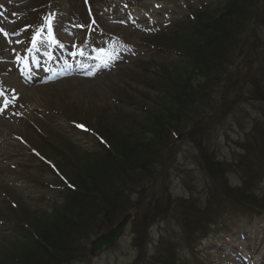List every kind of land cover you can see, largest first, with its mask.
Segmentation results:
<instances>
[{
  "label": "rangeland",
  "instance_id": "374dc122",
  "mask_svg": "<svg viewBox=\"0 0 264 264\" xmlns=\"http://www.w3.org/2000/svg\"><path fill=\"white\" fill-rule=\"evenodd\" d=\"M36 1H39V5L40 0H0L3 6L0 7V28L10 34L5 36L0 32V214L8 213L10 205L15 203L26 215L33 213L32 218L40 221L44 212L50 213L54 205H61L63 200L59 191L47 186L48 183L56 184L59 178L32 154V149L38 150L61 172L65 147L70 142L79 153L101 149L94 136L80 130L70 120L81 124L86 122L92 129L100 128L110 137L108 141L111 144L115 138H124L123 143H126L128 135H139V124L146 122L148 111L158 113L172 101L168 93L166 95L162 91L163 82L170 75L160 70L157 63L169 57L179 63L176 68L182 74L185 72L184 63L174 51H165L161 55L141 41L160 39L164 47L172 49L171 39L193 36V43L204 40H199L194 35L198 32L194 30L179 35L173 29L191 19L190 12L185 11L182 2L93 0L96 11H104L101 13L102 18L97 20L105 32L93 29L86 38L88 43L78 48L86 30L77 16L88 22L84 6L78 0H54L56 9L51 15L53 30L62 47L53 43H38L36 47L30 48L27 44L29 40L23 37L25 25L21 18L26 5ZM193 1V8H199V0ZM109 2L111 9L105 6ZM21 10L22 14L19 15ZM35 14L33 21L38 22V12ZM192 14L196 17L197 13ZM45 23L47 27V20ZM139 26L142 30H138ZM141 31H145V34ZM250 36L251 33H246L239 41V44L247 43L242 47L243 55L238 57L231 69V73L242 83L239 89L235 91L233 88L228 95L235 109L223 119V124L216 125L210 135L209 148L217 149L223 161L234 160L235 152H240V144L245 141L253 125L262 132L258 124H264V104L262 107L256 95L251 93V88L243 85V68L249 67V63L257 67L258 64L264 66L261 42ZM44 38L47 39V34ZM198 45L189 46V49L194 52ZM168 69L169 72H176L172 66ZM184 77H187V81L197 78L195 72L190 70L183 76H172L164 88L170 87L171 81L181 83ZM147 82L155 87L147 86ZM181 91L182 88H178V92ZM171 92L176 93V90L171 89ZM197 100L196 108L200 109L199 116H202L205 103ZM223 110L226 112V109ZM221 116L222 113L216 117L218 121ZM53 131L57 134L52 138L49 132ZM179 136L183 137L178 139L177 136L173 150L167 151L175 154L174 158L166 160L162 169L169 174L168 182L154 184L151 194L156 200L168 195L174 201L194 200L191 202L193 205L206 208L211 190L208 191V188H211L212 181L207 180L197 162L199 152L189 141L188 129ZM149 137L150 131L146 134V138ZM53 142L65 147L57 144L61 150ZM76 149L73 148V151L79 154ZM67 155L70 154L67 152ZM189 170L192 173L189 174ZM230 179L233 183L238 180L232 176ZM205 201L206 204H202ZM216 204L214 202L212 206ZM153 206L152 210L156 209ZM218 208L224 227L212 239L205 237L195 244L205 256V262L196 258L200 264H264V215H255L249 219L250 222H246L243 216L222 213L223 206L218 205ZM132 214V220L116 250L85 260L79 259L76 263L134 264L139 252L134 246L138 230L135 221L139 219L140 213L132 210ZM153 217L155 221L148 229L145 244V250L149 253L154 252L158 241L169 242L171 235H184L181 215L175 210ZM4 220L8 222L7 225L0 224V261L6 262V257L13 255L8 252L15 251L16 245H20L24 239L12 220ZM185 250L186 247L183 248V254L189 257Z\"/></svg>",
  "mask_w": 264,
  "mask_h": 264
},
{
  "label": "trees",
  "instance_id": "16d2710c",
  "mask_svg": "<svg viewBox=\"0 0 264 264\" xmlns=\"http://www.w3.org/2000/svg\"><path fill=\"white\" fill-rule=\"evenodd\" d=\"M185 2L191 19L173 29L179 35L194 30L198 32L194 35L203 42H191L193 36L182 37L184 41L169 39L173 43L172 50L164 47L160 39L144 41L161 55L165 51H174L184 63L183 74L176 68L179 63L169 57L157 63L160 70L170 75L163 82L162 91L172 98L171 103L158 113L148 111L146 122L139 124L140 134L128 135L126 143H123L124 138L114 137L111 144L104 131L93 127L101 149L79 153L72 142L62 146L65 147L64 163L54 186L63 203L54 205L50 213L44 212L40 221L32 218L33 213L26 215L12 205L8 213L0 214L2 221H13L24 239L16 245L15 251L8 252L13 255L7 256L8 260H2L0 264H77L79 259L90 257L89 244L94 238L116 226L132 210L140 213L135 221L138 230L134 246L139 252L134 264H200L197 257L206 260L195 244L224 227L218 205L223 206L222 213L241 215L246 222L258 212L264 214V124H258L262 132L252 126L232 161L221 160L218 150L209 148L210 135L216 125L223 124L235 109L228 99L229 93L242 86L231 73L247 43L239 44V41L246 33H251L250 38L260 40L261 49H264V0H199L200 7L196 9L191 6V0ZM47 5L48 0H40L38 6L31 4L29 7L44 12ZM192 13H197L196 17ZM197 44L192 52L189 46ZM249 65L242 71L243 85L251 88V93L262 106L264 66ZM169 66L176 72H169ZM190 70L195 72L196 79L187 81L184 77L185 82L181 79L183 85L171 81V86L164 88L172 76H183ZM146 85L155 87L148 82ZM178 88H182L180 93ZM171 89L176 93H169ZM196 100L205 103L206 113L203 110L202 116H199ZM221 113L218 121L216 117ZM233 116L236 117L234 112ZM103 127L108 129L106 125ZM185 129H188L189 141L199 152L197 162L201 170L207 180L212 181L206 208L193 205L194 200L174 201L169 195L156 200L151 194L154 184L168 182L169 174L162 169L166 160L173 159L175 154L167 151L173 150L176 137ZM148 131L150 137L146 138ZM188 173L192 172L189 170ZM231 176L238 178L236 183L231 182ZM155 194L159 195V192L155 191ZM214 202L217 204L212 206ZM152 206L156 209L152 210ZM172 210L181 215L184 235H171L169 242L160 240L153 253L147 252L145 244L148 229L155 221L153 216ZM185 247L189 257L183 254Z\"/></svg>",
  "mask_w": 264,
  "mask_h": 264
},
{
  "label": "water",
  "instance_id": "95a60500",
  "mask_svg": "<svg viewBox=\"0 0 264 264\" xmlns=\"http://www.w3.org/2000/svg\"><path fill=\"white\" fill-rule=\"evenodd\" d=\"M131 215H128L118 226L111 229L109 233L102 235L92 242L91 254L98 256L106 250L116 249L118 241L123 235Z\"/></svg>",
  "mask_w": 264,
  "mask_h": 264
},
{
  "label": "snow or ice",
  "instance_id": "6c2138e0",
  "mask_svg": "<svg viewBox=\"0 0 264 264\" xmlns=\"http://www.w3.org/2000/svg\"><path fill=\"white\" fill-rule=\"evenodd\" d=\"M0 7H3V6L0 5ZM0 32H2L5 36L10 35L8 32H6L2 28H0ZM45 34H47V39L44 38ZM31 43L33 47H36L38 43H53L56 45H60V42L57 40L55 36V32L52 27V16L51 15L47 18V28L42 27V28L37 29L35 31V34L32 37ZM60 46L62 47V45Z\"/></svg>",
  "mask_w": 264,
  "mask_h": 264
}]
</instances>
